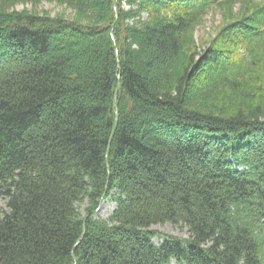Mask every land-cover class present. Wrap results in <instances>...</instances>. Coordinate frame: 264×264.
I'll use <instances>...</instances> for the list:
<instances>
[{
  "label": "trees",
  "instance_id": "obj_1",
  "mask_svg": "<svg viewBox=\"0 0 264 264\" xmlns=\"http://www.w3.org/2000/svg\"><path fill=\"white\" fill-rule=\"evenodd\" d=\"M173 262L264 264V0H0V264Z\"/></svg>",
  "mask_w": 264,
  "mask_h": 264
},
{
  "label": "rangeland",
  "instance_id": "obj_2",
  "mask_svg": "<svg viewBox=\"0 0 264 264\" xmlns=\"http://www.w3.org/2000/svg\"><path fill=\"white\" fill-rule=\"evenodd\" d=\"M29 9L31 10L32 7L30 4H23L18 3L15 6V9L21 10V9ZM65 6H58L53 2H47L43 1L39 3L37 6L38 11H48L49 14H55L58 12H64L65 14H69L70 10H65ZM220 21V15L219 13L213 12V14L208 13L205 16V20L203 24L197 26L195 30V37L196 40H199L200 38L207 37L209 33L213 30V27L215 24L219 23ZM115 203L111 200L105 198L102 199L101 204L99 208L96 211V216L101 218H108L113 209L115 208ZM81 213L84 214L83 208L81 209ZM150 229L156 230L158 232L179 236V237H186L188 235L187 228L185 226L176 225L172 223H164V224H154L150 226ZM162 240V235L157 236L153 239L154 243L158 244ZM172 264H175L174 262Z\"/></svg>",
  "mask_w": 264,
  "mask_h": 264
},
{
  "label": "water",
  "instance_id": "obj_3",
  "mask_svg": "<svg viewBox=\"0 0 264 264\" xmlns=\"http://www.w3.org/2000/svg\"><path fill=\"white\" fill-rule=\"evenodd\" d=\"M117 92H118V88H117L116 91H115V98H116V94H117Z\"/></svg>",
  "mask_w": 264,
  "mask_h": 264
}]
</instances>
